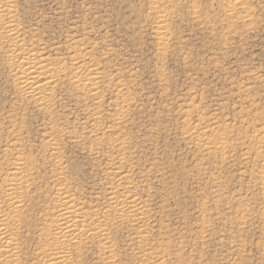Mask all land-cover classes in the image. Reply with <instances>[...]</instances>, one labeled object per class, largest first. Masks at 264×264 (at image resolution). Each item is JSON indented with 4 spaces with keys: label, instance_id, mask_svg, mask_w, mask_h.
<instances>
[{
    "label": "rangeland",
    "instance_id": "rangeland-1",
    "mask_svg": "<svg viewBox=\"0 0 264 264\" xmlns=\"http://www.w3.org/2000/svg\"><path fill=\"white\" fill-rule=\"evenodd\" d=\"M0 189L3 264H264V0H0Z\"/></svg>",
    "mask_w": 264,
    "mask_h": 264
},
{
    "label": "bare ground",
    "instance_id": "bare-ground-1",
    "mask_svg": "<svg viewBox=\"0 0 264 264\" xmlns=\"http://www.w3.org/2000/svg\"><path fill=\"white\" fill-rule=\"evenodd\" d=\"M14 26V25H13ZM12 26V27H13ZM7 27V26H6ZM11 27V28H12ZM16 27V26H15ZM10 29V28H9ZM16 29V28H15ZM14 29V30H15ZM17 37V36H16ZM19 42V41H18ZM14 43V42H13ZM22 46V45H21ZM12 51V50H11ZM15 51V50H14ZM31 51V50H30ZM27 54V53H26ZM25 55V54H24ZM22 57H26V56H22ZM28 57V56H27ZM35 57V56H34ZM20 59V58H19ZM29 58H27L26 60H28ZM37 60V59H36ZM21 61V60H20ZM32 62V61H31ZM20 63V62H19ZM18 63V64H19ZM30 63V62H29ZM32 63H34V62H32ZM37 63V62H36ZM39 63V62H38ZM17 64V65H18ZM22 64V63H21ZM27 64H28V61H27ZM31 64V63H30ZM23 65H24V63H23ZM23 65H20V66H23ZM38 65V64H37ZM46 65V64H45ZM19 66V67H20ZM25 66V65H24ZM30 66V65H29ZM32 66V65H31ZM17 67V66H16ZM35 67V66H34ZM37 67V66H36ZM42 67V66H41ZM44 67V66H43ZM39 68V67H38ZM18 69V68H17ZM16 69V70H17ZM27 69H29V68H27ZM92 69V68H91ZM15 70V69H14ZM93 70V69H92ZM20 71H22L21 69H20ZM43 71V70H42ZM94 71V70H93ZM47 72V71H46ZM18 73V72H17ZM23 73H25V74H27L26 76H25V78H24V81H23V91H25L26 93H28L29 95H33V94H36V89L38 88L37 86V82H38V78L40 77V73H39V71L37 70V69H29V70H27V71H25L24 72V70H23ZM91 73V72H90ZM93 73V72H92ZM19 74V73H18ZM22 74V73H21ZM94 74V73H93ZM49 75V74H48ZM17 76V75H16ZM39 76V77H38ZM53 76V75H52ZM22 77H23V75H22ZM47 77V76H46ZM18 78V77H17ZM20 79H22L21 77H19ZM29 78H31V81H29L30 79ZM94 78V77H93ZM29 79V80H28ZM40 79H41V77H40ZM49 79V78H48ZM92 79V78H91ZM23 80V79H22ZM45 80V79H44ZM51 81V80H50ZM40 82H41V80H40ZM40 85V84H39ZM48 85V84H47ZM37 91H39V89L37 90ZM41 91V90H40ZM38 93V92H37ZM42 96V95H41ZM39 97V96H38ZM38 99V98H37ZM18 165V164H17ZM15 167H17V166H15ZM19 168V167H18ZM20 170V169H19ZM16 172H19V171H16ZM15 172V173H16ZM14 173V172H13ZM13 173H11L12 175H13ZM14 173V174H15ZM11 176V175H10ZM19 176V175H18ZM20 177V176H19ZM9 180V179H8ZM12 180H13V178H12ZM15 180V179H14ZM17 180H19L18 179V177H17ZM7 184H8V182H7ZM9 185H10V183H9ZM9 188V187H8ZM7 188V189H8ZM12 189V188H11ZM1 190V189H0ZM2 191V190H1ZM5 191V190H4ZM15 191V190H14ZM65 191V193L67 192L66 190H64ZM64 191H63V193H64ZM9 193H10V191H8ZM12 192V191H11ZM6 193V192H5ZM8 193V194H9ZM4 194V193H3ZM11 194V193H10ZM14 194V193H13ZM17 194H19V193H17ZM7 195V194H6ZM15 195V194H14ZM68 195H69V193H68ZM12 198H13V195L11 194L10 195ZM19 196V195H18ZM22 197V196H21ZM61 197H63V196H61ZM69 197H70V195H69ZM60 198V197H59ZM71 198V197H70ZM7 199V198H6ZM11 199V198H10ZM14 199H16V198H14ZM19 199H21V198H19ZM19 199H17V200H19ZM0 200H1V198H0ZM74 200V199H73ZM15 201V200H14ZM22 201V200H21ZM17 202V201H16ZM64 202V207L60 210V213H59V215L58 216H60L59 218H60V220H61V222H60V220L58 219V221L60 222V224H59V226H58V229H57V231H56V235H59V236H64L65 237V239H66V237H68L69 239H73V238H75L77 235H78V233H76V230H77V228H80V226L83 224H81L80 222H78V221H76L75 219H74V217H73V213H72V207H71V209H70V206H69V201H67V200H65V201H63ZM73 202V201H72ZM2 203H3V201H2ZM11 202L9 201V204H10ZM12 203H14L13 202V200H12ZM4 204V203H3ZM73 204H75V206H76V203H73ZM1 206V205H0ZM5 206H6V204H5ZM13 206V205H12ZM63 206V205H62ZM73 206V205H72ZM124 206V205H123ZM129 206V205H128ZM11 207V206H10ZM17 207V206H16ZM61 207V206H60ZM60 207H58V208H60ZM117 207V206H116ZM7 208V207H6ZM14 208H15V205H14ZM13 208V209H14ZM57 208V209H58ZM115 208V207H114ZM10 209H12V208H10ZM12 209V210H13ZM134 209V208H133ZM138 209V208H137ZM1 210V209H0ZM7 210V209H6ZM59 211V210H58ZM58 211H56V212H58ZM134 211V210H133ZM5 212V211H4ZM11 213V212H10ZM16 213V212H15ZM55 213V212H54ZM78 213V212H77ZM4 214V213H3ZM3 214H2V216H3ZM80 214V216L82 215L81 213H78V215ZM8 215V214H7ZM56 215V214H55ZM77 215V216H78ZM4 216H5V214H4ZM57 216V217H58ZM7 217V216H6ZM5 217V218H6ZM13 217V216H12ZM11 217V218H12ZM16 217V216H15ZM4 218V217H3ZM3 218H2V220H3ZM4 218V219H5ZM78 218H80V217H78ZM82 218V217H81ZM7 219H8V217H7ZM13 219V218H12ZM15 219V218H14ZM87 219V218H86ZM2 220L0 219V244H1V242L2 241H4V239L6 238L5 237V227H7V226H4L5 225V223H4V221H3V223H2ZM83 220V219H82ZM85 221V220H84ZM9 222V221H8ZM6 223H7V221H6ZM12 223V222H11ZM56 223V222H55ZM89 223V222H88ZM101 223V222H100ZM100 223H98L97 222V224L99 225ZM90 224H91V222H90ZM102 224V223H101ZM100 224V225H101ZM7 225H8V223H7ZM98 225H96V226H98ZM83 226V225H82ZM96 226L93 228V229H95L96 228ZM84 229V228H83ZM89 229V228H88ZM91 229V228H90ZM98 229V228H97ZM81 230H82V228H81ZM7 231H8V229H7ZM15 232V231H14ZM8 233H10V232H8ZM11 233H12V230H11ZM10 233V234H11ZM6 234H7V232H6ZM10 234H8V235H6V236H8L9 237V235ZM53 234V233H52ZM79 234H80V232H79ZM82 234V233H81ZM104 234V233H103ZM63 237V238H64ZM54 239H56V238H54ZM60 239V238H59ZM74 241V240H73ZM10 242V241H9ZM8 242V243H9ZM12 242V241H11ZM57 242H59V241H57ZM13 243V242H12ZM69 243V242H68ZM6 244V243H5ZM67 244V243H66ZM51 245H52V243H51ZM13 245H11V247H12ZM55 246H58V245H55ZM54 246V247H55ZM8 247V246H7ZM59 247H60V245H59ZM10 248V247H9ZM13 248H15V247H13ZM7 249V248H6ZM12 249V248H11ZM11 249H9V250H11ZM54 249H56V248H54ZM62 249H63V247H62ZM0 250H1V248H0ZM8 250V249H7ZM7 250H4V251H6V252H8ZM52 250H53V248H52ZM56 250H58V248L56 249ZM64 250V249H63ZM2 252H3V250H1ZM0 251V252H1ZM12 251V250H11ZM51 251V250H50ZM14 252V251H13ZM4 254H5V252H3ZM63 252H61V249H60V251L58 250V251H56V252H53V254H52V252H51V256L49 257V263L48 264H61L62 263V259H63V256H65V254L63 255L62 254ZM7 254V253H6ZM11 254V253H10ZM3 255V254H2ZM4 256V255H3ZM7 256H9V255H7ZM46 257V256H45ZM1 258V257H0ZM11 258V257H10ZM4 259V258H3ZM2 258H1V260H0V264H3V262H2V260H3ZM7 259V258H6ZM6 259L4 260V261H6ZM64 260V259H63ZM7 261H8V259H7ZM6 261V262H7ZM5 262V263H6ZM9 262V261H8ZM10 262H11V260H10ZM45 263H46V261H45ZM65 264H66V261H65Z\"/></svg>",
    "mask_w": 264,
    "mask_h": 264
}]
</instances>
